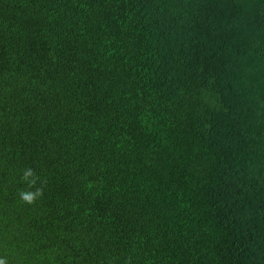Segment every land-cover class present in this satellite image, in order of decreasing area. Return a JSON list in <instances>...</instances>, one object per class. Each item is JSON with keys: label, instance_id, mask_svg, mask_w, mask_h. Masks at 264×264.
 Returning <instances> with one entry per match:
<instances>
[{"label": "trees", "instance_id": "trees-1", "mask_svg": "<svg viewBox=\"0 0 264 264\" xmlns=\"http://www.w3.org/2000/svg\"><path fill=\"white\" fill-rule=\"evenodd\" d=\"M0 260L264 264V0H0Z\"/></svg>", "mask_w": 264, "mask_h": 264}, {"label": "clouds", "instance_id": "clouds-1", "mask_svg": "<svg viewBox=\"0 0 264 264\" xmlns=\"http://www.w3.org/2000/svg\"><path fill=\"white\" fill-rule=\"evenodd\" d=\"M0 264H4V261L3 260H0Z\"/></svg>", "mask_w": 264, "mask_h": 264}, {"label": "bare ground", "instance_id": "bare-ground-1", "mask_svg": "<svg viewBox=\"0 0 264 264\" xmlns=\"http://www.w3.org/2000/svg\"><path fill=\"white\" fill-rule=\"evenodd\" d=\"M16 63V62H15ZM8 66V65H7Z\"/></svg>", "mask_w": 264, "mask_h": 264}]
</instances>
